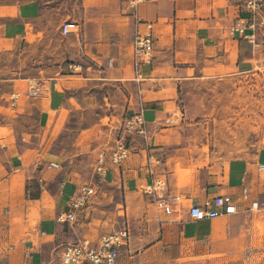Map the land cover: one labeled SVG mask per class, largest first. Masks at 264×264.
Instances as JSON below:
<instances>
[{"label": "crops", "instance_id": "1", "mask_svg": "<svg viewBox=\"0 0 264 264\" xmlns=\"http://www.w3.org/2000/svg\"><path fill=\"white\" fill-rule=\"evenodd\" d=\"M243 2L144 0L131 13L120 0H80L84 19L78 24L82 41L77 56L83 62L82 72L49 81L43 96L28 99L24 105L43 131L40 147L0 156V264H60L62 251L76 239L121 227L111 231L96 227L93 219L88 220L90 208L74 225L56 221L81 177L76 168L50 173L47 162L58 163V170H63V162L46 157H55L50 145L68 116L87 108H99L93 121L96 126H101L103 118H119L124 112H141L146 123V137L130 138L128 157L120 168L109 167L103 178L109 189L119 188L128 219L129 240L120 264H264V230L259 235L255 228L257 220L264 223V172L257 171L258 163L231 171L221 185L206 186L198 177L181 185L174 174L169 179L165 176L176 155L170 149L182 139L178 127L166 123L180 110V91L196 78L234 77L253 69L260 33L256 45L229 34L238 18L249 17ZM40 7L37 0H0V42L26 25L39 27ZM146 24H151L154 35L152 61L140 68L141 79L135 81L131 46ZM8 32L12 35L7 36ZM108 60L113 62L111 67H107ZM81 138L79 134L76 143ZM76 143L73 152L80 154L82 148ZM87 144L94 143L85 139ZM148 166L155 177L165 180L167 194L182 198L185 206L177 211L174 207L175 213L166 215L142 194L141 187L149 179ZM219 195L233 199L235 214L203 222L189 218L190 206H203ZM253 203L257 204L255 213ZM236 257L241 259L235 261Z\"/></svg>", "mask_w": 264, "mask_h": 264}, {"label": "rangeland", "instance_id": "2", "mask_svg": "<svg viewBox=\"0 0 264 264\" xmlns=\"http://www.w3.org/2000/svg\"><path fill=\"white\" fill-rule=\"evenodd\" d=\"M16 1L22 3L30 0ZM37 2L42 8L39 27L26 25L22 32L14 33L12 38L0 42V45L3 44L0 46L2 157H6V151L15 156L24 148H39L43 142V131L38 128L35 116L27 114L23 109L28 101L24 95L29 81L46 84L69 73V64L83 63L77 56L82 41L80 28L76 36L62 37L59 34V28L64 22L80 24L84 19L80 0ZM258 42L261 47L257 48L256 60L250 72L234 77L196 78L180 91L178 105L184 118L168 125L178 127L182 139L170 149L176 155L171 160L172 167L165 169L168 171L165 174L167 179L174 174L181 185L197 177L206 186L221 185L231 171L264 161V152L261 150L264 142V37L261 34L258 35ZM71 80L74 84L80 83L79 79ZM43 90L46 92L45 87ZM13 91L20 95L19 108L10 105L9 96ZM98 91H102V88H98ZM97 112L99 108H87L70 114L50 145V151L55 157H45L63 162V170H57V173L76 168L80 172L81 184L96 186L97 192L91 200L88 216V220L93 219L96 227L111 231L124 222L128 229L119 188L106 187L105 179L93 174V164L98 150L114 146L117 128L129 113L124 112L119 118H103L101 126H96L93 121L96 120ZM173 116H179V112L172 114V120ZM90 127L93 129L88 132ZM79 134L82 138L76 143ZM85 139L94 144L85 145ZM75 143L82 148L80 154L73 152ZM95 146L98 148L93 152ZM31 187L36 191L34 184ZM111 191H114L113 200L109 197ZM185 205L181 198L175 210ZM255 228L261 235L264 223L257 220ZM240 259L234 258L235 261Z\"/></svg>", "mask_w": 264, "mask_h": 264}, {"label": "built area", "instance_id": "3", "mask_svg": "<svg viewBox=\"0 0 264 264\" xmlns=\"http://www.w3.org/2000/svg\"><path fill=\"white\" fill-rule=\"evenodd\" d=\"M124 8L134 13L137 6L144 0H120ZM244 9L248 12V18H238L229 28V34L233 37L245 39L252 45H256V34L260 33L264 37V0H244ZM249 31V32H248ZM79 26L75 22L66 21L59 28L62 37L78 35ZM131 68L135 81L141 79L140 68L150 65L154 49V35L151 24H146L143 33L136 34L132 42ZM113 62L108 60L107 67H111ZM69 74H80L82 66L80 64H69L67 67ZM44 83L37 81L29 83L25 93L27 99H34L44 95ZM20 95L11 93L9 102L11 107H16ZM179 116H173L166 120L167 124L182 121L183 112L178 111ZM132 137H146V123L141 112L133 113L124 117L117 128L115 144L111 148H102L98 151L93 164V174L98 178H104L108 173V168H120L121 164L128 157L127 141ZM261 150L264 152V142ZM60 165L56 162H47L46 169L58 170ZM149 179L141 187L143 195L153 200L156 208L166 215L175 213L174 207L179 206V197L167 194L166 182L164 179L155 177L150 166H148ZM257 171L264 172V164H257ZM96 195V190L92 185L81 184L70 196L65 211L57 215L56 221L59 224L74 225L78 223L81 216L90 207L92 198ZM247 189L242 190V197L245 200ZM253 209H257V204H252ZM236 213V206L233 199L228 195H219L203 206L192 205L188 208V216L194 222L213 220L222 216H229ZM129 234L125 223L117 230L109 233H101L94 238L81 237L67 246L59 257L60 264H120V254L123 248L128 245Z\"/></svg>", "mask_w": 264, "mask_h": 264}, {"label": "bare ground", "instance_id": "4", "mask_svg": "<svg viewBox=\"0 0 264 264\" xmlns=\"http://www.w3.org/2000/svg\"><path fill=\"white\" fill-rule=\"evenodd\" d=\"M33 82V81H32ZM35 83V82H34ZM75 107V106H74ZM261 164H264V161H262V163Z\"/></svg>", "mask_w": 264, "mask_h": 264}]
</instances>
